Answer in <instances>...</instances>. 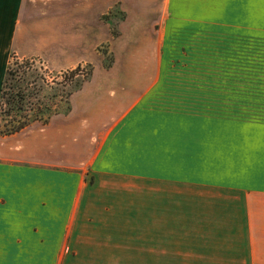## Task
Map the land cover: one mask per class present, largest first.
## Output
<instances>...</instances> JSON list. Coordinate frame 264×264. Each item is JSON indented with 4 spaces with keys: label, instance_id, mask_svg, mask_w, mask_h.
<instances>
[{
    "label": "crops",
    "instance_id": "0c3cea01",
    "mask_svg": "<svg viewBox=\"0 0 264 264\" xmlns=\"http://www.w3.org/2000/svg\"><path fill=\"white\" fill-rule=\"evenodd\" d=\"M118 2L0 0V95L12 53L93 68L69 112L0 136V264H127L140 215L113 212L114 199L148 182H208L227 151L246 150L264 181V115L241 116L264 109V0H164L158 28L131 22L115 40L102 17ZM108 40L116 59L104 67L95 49ZM259 247L246 264H264Z\"/></svg>",
    "mask_w": 264,
    "mask_h": 264
},
{
    "label": "rangeland",
    "instance_id": "374dc122",
    "mask_svg": "<svg viewBox=\"0 0 264 264\" xmlns=\"http://www.w3.org/2000/svg\"><path fill=\"white\" fill-rule=\"evenodd\" d=\"M163 1L129 0L127 8L119 0L102 20L109 24L115 40L123 35L125 25L128 24L129 29L132 27L131 22L153 23L158 28ZM113 48L112 41L108 40L95 49L104 67H110L116 59ZM33 49L39 50V44ZM46 55L30 57L40 58L45 63L51 70V81L61 79L58 74L78 62L63 60L57 52ZM175 67H178V83L185 84V63L179 61ZM55 101L56 106L65 111L66 103L61 99L59 103ZM259 115H264V109L241 110L243 118ZM242 152L231 156L227 151L226 165L220 172L210 173L208 182H194V185L163 183L161 188L155 189L148 182L134 189H124L122 201L120 197L114 199L113 212L138 213L139 235H143L131 239L129 247L134 251L126 254L127 264H139L137 250L139 255H145V260L162 264H246L250 246L264 247V181H257L263 173L253 172L257 166H248V158L244 157L247 151ZM114 196L120 195H114L113 191ZM139 198H146V203H139ZM123 224L121 227L125 232L130 235L135 232V236H139L131 221ZM257 254L261 256V253Z\"/></svg>",
    "mask_w": 264,
    "mask_h": 264
},
{
    "label": "trees",
    "instance_id": "16d2710c",
    "mask_svg": "<svg viewBox=\"0 0 264 264\" xmlns=\"http://www.w3.org/2000/svg\"><path fill=\"white\" fill-rule=\"evenodd\" d=\"M44 64L37 57L11 54L0 95V136L19 133L35 122L47 124L53 116L69 112L73 94L93 72L91 64H80L51 81V70ZM55 99L66 103L65 111L56 106Z\"/></svg>",
    "mask_w": 264,
    "mask_h": 264
}]
</instances>
